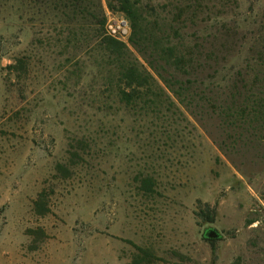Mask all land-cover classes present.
I'll return each instance as SVG.
<instances>
[{
	"label": "rangeland",
	"instance_id": "obj_1",
	"mask_svg": "<svg viewBox=\"0 0 264 264\" xmlns=\"http://www.w3.org/2000/svg\"><path fill=\"white\" fill-rule=\"evenodd\" d=\"M152 1L192 73L219 65L216 111L155 108L144 90L121 103L96 20L71 29L0 0V264H264V124L220 110L264 90V0Z\"/></svg>",
	"mask_w": 264,
	"mask_h": 264
},
{
	"label": "trees",
	"instance_id": "obj_2",
	"mask_svg": "<svg viewBox=\"0 0 264 264\" xmlns=\"http://www.w3.org/2000/svg\"><path fill=\"white\" fill-rule=\"evenodd\" d=\"M106 3L112 13L122 14L126 18L128 44L108 31L102 0H6V4H11L10 12L33 16L37 10H42L52 14L57 23L71 29L90 27L96 20L99 28L98 50L107 64L105 68L109 67L110 75L116 79V95L121 103L133 105L144 90L148 104L155 108L178 104L186 110H200V104H206L217 110L213 96L214 88L222 90L219 79L216 80L220 67L217 63L215 68L200 64L196 69L200 70V74L191 72L194 69L192 59H187L188 55L182 48L173 44V39H179L178 30L174 27L176 21L169 24L168 20L162 19L158 15V5L152 0H106ZM182 16L183 11H180L176 16L177 21ZM132 49L146 65L139 61ZM220 83L225 84V79H221ZM201 88L206 90L202 91ZM220 108L221 114L226 113L222 119L244 122L248 119L249 124H264V90L251 94L243 102L242 93L233 94L230 101ZM36 207L43 208L39 202ZM196 215L205 223L212 224L215 222L216 208L208 204L200 206ZM206 240L210 243L216 241Z\"/></svg>",
	"mask_w": 264,
	"mask_h": 264
},
{
	"label": "water",
	"instance_id": "obj_3",
	"mask_svg": "<svg viewBox=\"0 0 264 264\" xmlns=\"http://www.w3.org/2000/svg\"><path fill=\"white\" fill-rule=\"evenodd\" d=\"M203 237L205 239H219L220 238V234L213 228H209V229H206L205 232H204V235Z\"/></svg>",
	"mask_w": 264,
	"mask_h": 264
},
{
	"label": "built area",
	"instance_id": "obj_4",
	"mask_svg": "<svg viewBox=\"0 0 264 264\" xmlns=\"http://www.w3.org/2000/svg\"><path fill=\"white\" fill-rule=\"evenodd\" d=\"M110 32V31H109ZM110 34L114 35L113 33L110 32ZM115 36V35H114ZM116 37V36H115Z\"/></svg>",
	"mask_w": 264,
	"mask_h": 264
}]
</instances>
